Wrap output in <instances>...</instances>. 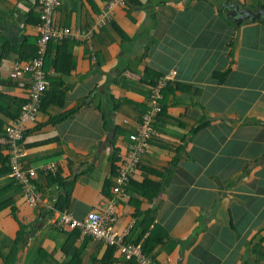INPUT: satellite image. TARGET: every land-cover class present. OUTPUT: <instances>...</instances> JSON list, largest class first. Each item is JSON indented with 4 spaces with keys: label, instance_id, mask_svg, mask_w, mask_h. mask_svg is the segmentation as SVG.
<instances>
[{
    "label": "crops",
    "instance_id": "crops-1",
    "mask_svg": "<svg viewBox=\"0 0 264 264\" xmlns=\"http://www.w3.org/2000/svg\"><path fill=\"white\" fill-rule=\"evenodd\" d=\"M113 1L61 0L55 11L74 35L49 45L50 87L24 132L23 162L40 188L30 207L10 173L5 127L29 98L31 75L15 65L35 55L41 0H0V253L23 226L14 264L100 262L103 243L57 227L63 197L78 219L111 211L127 244H153L156 264H264V20L237 25L226 6L257 11L264 0ZM174 71L157 135L116 195L107 184L128 135L153 82ZM51 164L60 184L48 180ZM111 259L128 264L117 249Z\"/></svg>",
    "mask_w": 264,
    "mask_h": 264
},
{
    "label": "built area",
    "instance_id": "built-area-1",
    "mask_svg": "<svg viewBox=\"0 0 264 264\" xmlns=\"http://www.w3.org/2000/svg\"><path fill=\"white\" fill-rule=\"evenodd\" d=\"M123 3V0H114L112 3ZM61 0H41L40 22L36 25L37 56L25 63H17L16 71H23L31 75V89L29 100L26 102L17 118L5 127L6 144L9 151V169L15 183L21 187L25 199L30 206H37L40 202V190L35 184L37 172L26 168L23 162L25 150L22 144L26 125L34 122L40 112L42 100L50 87L48 74L44 70V60L48 54L49 45L53 41H63L74 35L71 28L54 24L55 11L61 6ZM111 7L101 12L99 22L111 18ZM88 31L84 36H89ZM176 72H171L159 78L151 89L149 107L140 119L136 131L128 135V146L123 159L117 168L114 179L113 193L122 195L131 181L153 138L157 135L155 125L162 115L163 90L174 79ZM45 170L56 174L57 166L49 165ZM115 219L108 214L95 211L88 212L83 219L75 218L69 211L60 212L56 222L57 227L66 230H80L82 234L90 236L93 240L109 246H116L124 261L134 260L136 264H156L151 257H147L139 245L127 244L124 238L127 232L117 233L113 228Z\"/></svg>",
    "mask_w": 264,
    "mask_h": 264
},
{
    "label": "trees",
    "instance_id": "trees-1",
    "mask_svg": "<svg viewBox=\"0 0 264 264\" xmlns=\"http://www.w3.org/2000/svg\"><path fill=\"white\" fill-rule=\"evenodd\" d=\"M128 3H132V4H134V5H139L140 4V2L138 1V0H123V4H126V5H128ZM40 22V16H39V20H38V22L36 23V25L38 24ZM37 50H38V48L36 47V52H35V55L31 58V59H33V58H35L36 56H37ZM48 55V54H47ZM47 57V56H46ZM30 59V60H31ZM46 59V58H45ZM44 63H45V60H44ZM44 70H45V66H44ZM46 71V70H45ZM48 74V73H47ZM226 74H227V72L226 73H224V74H221V75H219V73L217 74V76L218 77H222V78H224L225 76H226ZM167 75V74H166ZM165 76V75H164ZM161 77H163V76H161ZM161 77H159V78H161ZM159 78H157L154 82H153V84H152V86H151V89H152V87L155 85V83H156V81L159 79ZM48 79H49V76H48ZM172 81V80H171ZM170 81V82H171ZM170 82L168 83V85L170 84ZM168 85H167V87H168ZM167 87L163 90V92H162V94H164V91L167 89ZM30 89H31V86H30ZM150 96H151V94H150ZM44 99V98H43ZM163 99H164V97H163ZM28 100H29V98H28ZM28 100H27V102H28ZM42 103H43V100H42ZM162 106H163V100H162ZM41 108H42V105H41ZM19 116V115H18ZM17 116V117H18ZM17 117H15V118H17ZM14 118V119H15ZM13 119V120H14ZM25 150V149H24ZM146 155V154H145ZM142 157H144V156H142ZM142 159V158H141ZM141 162V161H140ZM139 165H140V163H139ZM118 167V166H117ZM117 167H115L114 168V174H115V176H116V174H117ZM115 176H114V178H113V184H114V179H115ZM48 180H50V182H52V181H54L55 183H61V180L58 178V177H56V175H52V173L51 174H49L48 175ZM112 180V179H111ZM113 184L111 185V183H109V184H107V187H110V186H112L111 187V190L113 189ZM159 188H160V186L159 185H157ZM112 192H113V190H112ZM65 198H63V197H60L56 202H55V207H54V210H58V211H64V210H67L66 208L64 209V207H65V203L63 202V200H64ZM22 229H21V231H20V233H18V236H17V238H16V240H15V245H14V248H13V250L11 251V252H9L8 253V255L7 256H4V255H2L3 253H0V264H14V260H15V258H16V254H17V251H18V249H19V247L21 246V244H22V241L25 239V232H26V228L25 227H21ZM74 231H77V233H79L78 232V230H74ZM126 239H124V241H125ZM104 244V243H103ZM106 247H107V251H106V254H105V257L100 261V262H98L97 264H111L112 262H113V259H111V256H112V254H113V252H114V250L115 249H117V247L116 246H109V245H106V244H104ZM141 249H142V252L147 256V255H149L150 256V254L152 253V251H153V244H148V246H146V244H144L142 247H141ZM118 250V249H117ZM149 256H147V257H149ZM125 262H127L128 264H136V262L134 261V260H129V261H125Z\"/></svg>",
    "mask_w": 264,
    "mask_h": 264
},
{
    "label": "water",
    "instance_id": "water-1",
    "mask_svg": "<svg viewBox=\"0 0 264 264\" xmlns=\"http://www.w3.org/2000/svg\"><path fill=\"white\" fill-rule=\"evenodd\" d=\"M230 9L234 11L231 13V20L235 22L237 25L242 24L245 21L256 22L260 20H264V8H261L257 11L252 10L250 8L241 7L239 4H231L226 3Z\"/></svg>",
    "mask_w": 264,
    "mask_h": 264
},
{
    "label": "rangeland",
    "instance_id": "rangeland-1",
    "mask_svg": "<svg viewBox=\"0 0 264 264\" xmlns=\"http://www.w3.org/2000/svg\"><path fill=\"white\" fill-rule=\"evenodd\" d=\"M27 62V61H26ZM23 107V106H22ZM22 110V109H21ZM20 114V113H19ZM35 184H36V182H35ZM37 185V184H36ZM38 186V185H37ZM39 188V187H38ZM39 190H40V188H39ZM23 191V190H22ZM24 193V192H23ZM25 197V196H24ZM26 203H27V199H26ZM40 203V202H39ZM38 203V204H39ZM28 204V203H27ZM29 205V204H28ZM30 206V205H29ZM38 206V205H37ZM36 206V207H37ZM30 207H32V206H30ZM33 207H35V206H33ZM64 211H69V210H64ZM59 212H62V211H59ZM70 212V211H69ZM71 213V212H70ZM73 215V214H72ZM59 216H60V213H59ZM74 216V215H73ZM75 217V216H74ZM76 218V217H75ZM78 219V218H77ZM76 230V229H75ZM70 231H74V230H70ZM78 231H80V230H78ZM85 235V234H84Z\"/></svg>",
    "mask_w": 264,
    "mask_h": 264
}]
</instances>
